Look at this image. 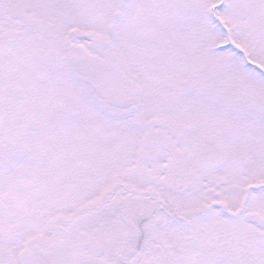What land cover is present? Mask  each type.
Returning <instances> with one entry per match:
<instances>
[{"label":"snow or ice","instance_id":"snow-or-ice-1","mask_svg":"<svg viewBox=\"0 0 264 264\" xmlns=\"http://www.w3.org/2000/svg\"><path fill=\"white\" fill-rule=\"evenodd\" d=\"M0 264H264V0H0Z\"/></svg>","mask_w":264,"mask_h":264}]
</instances>
